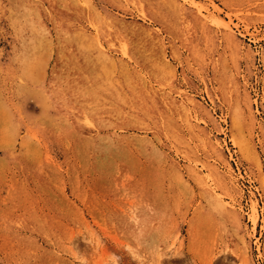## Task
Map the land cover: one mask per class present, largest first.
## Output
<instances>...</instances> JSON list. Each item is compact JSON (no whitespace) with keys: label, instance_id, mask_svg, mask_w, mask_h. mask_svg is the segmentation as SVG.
Wrapping results in <instances>:
<instances>
[{"label":"rangeland","instance_id":"374dc122","mask_svg":"<svg viewBox=\"0 0 264 264\" xmlns=\"http://www.w3.org/2000/svg\"><path fill=\"white\" fill-rule=\"evenodd\" d=\"M111 257L264 264V0H0V264Z\"/></svg>","mask_w":264,"mask_h":264},{"label":"clouds","instance_id":"9594fccd","mask_svg":"<svg viewBox=\"0 0 264 264\" xmlns=\"http://www.w3.org/2000/svg\"><path fill=\"white\" fill-rule=\"evenodd\" d=\"M39 87H40L41 89H44V92H45L46 95H48V98H49V99L52 98V95H53V94H48L47 89L44 87L43 84L39 85ZM133 211H134L135 213H137L136 224H137V226H138V225L140 224V219L138 218L139 208H134ZM116 259H117V258H115V257H111V258L109 259L108 264H115Z\"/></svg>","mask_w":264,"mask_h":264},{"label":"bare ground","instance_id":"6f19581e","mask_svg":"<svg viewBox=\"0 0 264 264\" xmlns=\"http://www.w3.org/2000/svg\"><path fill=\"white\" fill-rule=\"evenodd\" d=\"M101 57V56H100ZM126 70H128V69H126ZM169 104V103H168ZM217 144V143H216ZM218 145V144H217ZM218 147V146H217ZM95 154V153H94ZM99 158V157H98ZM243 253H244V257H245V260H246V247H244V251H243ZM247 264V263H246Z\"/></svg>","mask_w":264,"mask_h":264}]
</instances>
